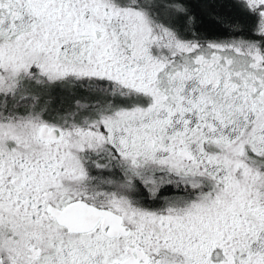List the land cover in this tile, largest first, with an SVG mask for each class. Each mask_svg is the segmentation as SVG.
I'll use <instances>...</instances> for the list:
<instances>
[{"label": "flooded vegetation", "instance_id": "obj_1", "mask_svg": "<svg viewBox=\"0 0 264 264\" xmlns=\"http://www.w3.org/2000/svg\"><path fill=\"white\" fill-rule=\"evenodd\" d=\"M30 4L36 16L88 42L103 75L50 82L25 76L13 100L29 101L24 87L31 83H62L87 92L96 88L105 100L130 106L53 114L56 121L44 126L60 135L52 142L39 139L47 151L20 158L0 155V264H264L261 199L252 201L247 193L228 196L220 192L226 183L216 180L195 186L167 173L140 174L134 161L123 159L111 144L71 149L78 160L61 159L63 152L52 148L68 134L65 129L148 102L130 85L153 84L156 75L111 39L104 24L110 15L103 8L87 18L68 0ZM150 179L155 183H147ZM199 201L204 203L190 206Z\"/></svg>", "mask_w": 264, "mask_h": 264}, {"label": "rangeland", "instance_id": "obj_2", "mask_svg": "<svg viewBox=\"0 0 264 264\" xmlns=\"http://www.w3.org/2000/svg\"><path fill=\"white\" fill-rule=\"evenodd\" d=\"M68 1L82 7L87 18L103 8L110 15L104 24L111 39L156 79L153 84L130 85L148 102L97 123L65 129L68 134L52 148L63 152L61 159L78 160L71 149L111 144L123 159L134 161L133 169L140 174L167 173L195 186L200 180H216L226 183L221 193H247L252 201H264L262 49L245 42L200 47L181 41L154 22L140 0ZM239 1L258 12L264 35V0ZM30 3L0 0V95L14 94L25 76L39 75L50 82L103 75L88 42L36 16ZM161 3L148 0L154 16L162 13ZM46 124L37 117L0 120V155L20 158L47 151L39 144Z\"/></svg>", "mask_w": 264, "mask_h": 264}, {"label": "trees", "instance_id": "obj_3", "mask_svg": "<svg viewBox=\"0 0 264 264\" xmlns=\"http://www.w3.org/2000/svg\"><path fill=\"white\" fill-rule=\"evenodd\" d=\"M144 2L143 8L156 23L172 31L181 41L205 47L210 43H253L264 54V35L260 32V16L239 0H162V13H152L153 7ZM168 8V9H167ZM158 17H162L161 21ZM166 19V20H165ZM29 101L18 102L15 96L0 97V120L37 117L51 124L52 115L64 116L83 110H116L130 106L104 99L96 88L90 92L79 87L59 84H33L24 87ZM3 96V95H1ZM141 101L138 105H142ZM62 120V119H61Z\"/></svg>", "mask_w": 264, "mask_h": 264}, {"label": "water", "instance_id": "obj_4", "mask_svg": "<svg viewBox=\"0 0 264 264\" xmlns=\"http://www.w3.org/2000/svg\"><path fill=\"white\" fill-rule=\"evenodd\" d=\"M101 9H98V12H100ZM60 132L58 130H50L48 126H43L42 130L40 132V139L44 142H52L59 138ZM65 225L69 226L70 223L68 221L64 222Z\"/></svg>", "mask_w": 264, "mask_h": 264}]
</instances>
